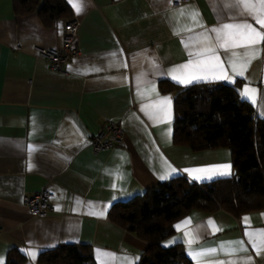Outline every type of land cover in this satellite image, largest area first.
<instances>
[{"label":"crops","instance_id":"obj_1","mask_svg":"<svg viewBox=\"0 0 264 264\" xmlns=\"http://www.w3.org/2000/svg\"><path fill=\"white\" fill-rule=\"evenodd\" d=\"M65 2L70 15L45 25L37 10L17 14L13 0H0V264H6L10 250L25 258L23 264H38L41 252L66 243L88 245L95 264H101L97 250L131 258L136 264L148 243L109 219L115 203L178 176L203 183L233 175L229 148L194 151L174 143L175 92L162 91L160 83L181 88L208 82L236 84L240 97L250 87L256 90L252 99L241 98L264 120V44L245 76L234 77L228 65L230 53L215 44V34L209 31L246 19H232L235 10L226 8L225 0L179 5H173V0H80L79 14ZM41 3L38 0V7ZM179 9L198 12L202 27L195 26L189 16H180ZM69 18L79 22L76 44L80 54L66 62L63 71H54L36 49L59 47L63 22ZM185 27L192 30L175 34ZM205 31L217 47L223 71L211 65L204 70L188 69L174 74L205 79L176 82L170 70L189 61V51L200 48L198 34ZM235 51L243 53L244 49ZM225 74L229 80L215 79ZM160 97H170L171 102L161 114L162 122H156L141 106ZM107 122L122 126L123 143L93 152L89 139ZM224 164L231 165L230 175L194 171ZM42 189L51 193L52 209L44 217H32L22 196ZM244 217L250 218V231L264 229V208L238 216L221 208L213 212L194 209L173 222V233L162 244H180L191 263L197 264L181 239L186 231L197 237L192 245L196 250L244 240L248 253L225 256L218 252L200 264L247 255L252 256V264H264V253L257 256L247 241ZM186 219L191 223L178 231L175 226ZM210 219L219 231L208 226ZM173 240L177 242L169 243ZM28 251L37 253L35 260Z\"/></svg>","mask_w":264,"mask_h":264},{"label":"trees","instance_id":"obj_2","mask_svg":"<svg viewBox=\"0 0 264 264\" xmlns=\"http://www.w3.org/2000/svg\"><path fill=\"white\" fill-rule=\"evenodd\" d=\"M17 14L37 10L45 25L68 17L65 0H13ZM175 92L173 141L194 151L225 147L231 151L233 175L197 183L178 176L144 193L115 203L109 219L148 243L136 264H192L180 244L164 246L172 224L191 210L219 208L238 216L264 208V120L243 100L236 84L196 83L181 88L161 82ZM25 258L10 250L6 264H23ZM38 264H95L86 244L66 243L39 254Z\"/></svg>","mask_w":264,"mask_h":264},{"label":"snow or ice","instance_id":"obj_3","mask_svg":"<svg viewBox=\"0 0 264 264\" xmlns=\"http://www.w3.org/2000/svg\"><path fill=\"white\" fill-rule=\"evenodd\" d=\"M73 9L77 14L82 10L80 0H68ZM171 2V0H169ZM225 7L228 9L235 10V16L232 19H235L236 16L245 17L246 19L243 22L237 23H224L217 28L209 30L211 33L215 34V44L223 49L226 53H230L228 56V65L232 70L233 76L244 77L245 72L247 71L248 66L251 62L258 58L260 55V45L264 44V0H225ZM178 14L180 16H189L193 24L197 27H202L199 22V14L195 10L191 12H186L185 9H179ZM254 21L255 25H259V28L255 27L252 22ZM191 28L185 27L179 30H176L175 34H179L180 31H191ZM191 40V38H189ZM198 43L200 48L193 52L189 51V61L183 65L178 66L170 70V75L172 79L180 84H189L193 81L200 82L205 79L202 76H191L188 79H182L180 76L175 75L176 72H183L184 70L192 69L204 70L205 68L211 67L219 68L223 71V64L220 61L219 55L217 54V47L213 46L212 37L209 36L208 31L198 34ZM185 47L189 48V44L185 43ZM237 48H243V53L235 51ZM215 61V63H212ZM215 79H224L229 80L230 78L225 75L216 76ZM234 82V79L230 80ZM152 92H155V89H151ZM255 89L250 87H245L241 91V97L245 99H252ZM143 95V93H141ZM158 95V94H157ZM170 97H160L154 103L148 105H142L141 111H143L149 119H152L156 122H162L160 119L161 114L165 112L166 106L170 105ZM255 103V100L252 101ZM149 109H154L155 111H150ZM35 149H30L29 151H34ZM32 165L29 164V168ZM231 165H217L208 169H196L194 171L198 172H212L213 175L227 176L231 174ZM172 171H175L173 169ZM161 179L167 178L166 176H161ZM208 179H212V176H208ZM194 179H202L200 176H195ZM101 216L104 215L103 212L99 213ZM246 229L245 236L247 237L248 243L251 245L252 249L255 251L256 255L259 256L264 253V229L261 230H249L250 227V218H243ZM191 223L190 219H186L181 224H177L175 227L179 231L182 226L188 225ZM208 226L213 227L214 231H219L218 228H215L214 222L210 219ZM185 242L189 246V255L197 261V264H200L201 260H204L208 257H215L218 252L223 253L225 256H235L237 253H248L249 249L245 246V241H233L227 242L226 244H221L218 248L210 249H200L196 250L192 248V245L197 242V237L190 233L185 232L184 237ZM176 240L170 241L169 243H175ZM167 246V245H166ZM31 259L35 260L37 253L35 251H28L26 253ZM98 257L101 259V264H113L117 259L122 260L123 264H134V261L128 257L118 258L113 254L104 253L100 250H97ZM252 256L247 255L237 259L230 260H215L212 264H252Z\"/></svg>","mask_w":264,"mask_h":264},{"label":"built area","instance_id":"obj_4","mask_svg":"<svg viewBox=\"0 0 264 264\" xmlns=\"http://www.w3.org/2000/svg\"><path fill=\"white\" fill-rule=\"evenodd\" d=\"M194 0H173V5L192 2ZM78 20L66 19L62 25L61 44L56 48L38 47L37 55L48 65L51 70L63 71V65L71 58L80 54L76 44ZM124 130L117 122H107L93 133L89 139V145L93 152L112 149L122 145ZM22 204L32 217H44L51 209V193L46 189L25 193L22 196Z\"/></svg>","mask_w":264,"mask_h":264},{"label":"rangeland","instance_id":"obj_5","mask_svg":"<svg viewBox=\"0 0 264 264\" xmlns=\"http://www.w3.org/2000/svg\"><path fill=\"white\" fill-rule=\"evenodd\" d=\"M163 245H165V246H166V245H167V242H164V243H163Z\"/></svg>","mask_w":264,"mask_h":264}]
</instances>
